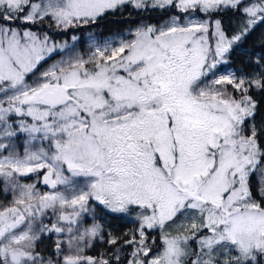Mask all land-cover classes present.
Masks as SVG:
<instances>
[{
  "label": "snow or ice",
  "instance_id": "obj_1",
  "mask_svg": "<svg viewBox=\"0 0 264 264\" xmlns=\"http://www.w3.org/2000/svg\"><path fill=\"white\" fill-rule=\"evenodd\" d=\"M262 105L264 0H0V264H264Z\"/></svg>",
  "mask_w": 264,
  "mask_h": 264
},
{
  "label": "trees",
  "instance_id": "obj_2",
  "mask_svg": "<svg viewBox=\"0 0 264 264\" xmlns=\"http://www.w3.org/2000/svg\"><path fill=\"white\" fill-rule=\"evenodd\" d=\"M128 11L131 12V9H129ZM160 18L161 17H160L159 13H152L151 14V20L149 22L155 23V22L159 21ZM221 18L224 21L225 27L228 29L229 32H231L232 21L234 20V17L232 16V14L230 12L226 13ZM141 19H142V15H137L134 12L132 13L130 18L128 16L127 12L123 16H121V15H110L105 20L101 21L99 25H93L91 27H85L84 29L79 30V32H82L84 30L94 31L98 34H101L103 37H105V36H109V35H113L116 33L123 32L124 30H126L130 26L135 25V22L140 21ZM59 35L60 34H57V35L55 34V38ZM258 36H259V30L256 34H254L252 39H250L249 44L247 46H251L253 41H255L256 37H258ZM226 67L227 68H239V67H241L239 57L235 53L232 56L231 63L229 65H226ZM258 99H259V97H258ZM260 117H264V105H262L257 119L259 120ZM39 186L43 188L42 184ZM0 200H6L5 197L3 196V194H0ZM109 223H110V227L113 230L121 231V232L128 230V228H127L128 223L123 221V220H115V219L109 218ZM153 235H156V233H153ZM45 245L50 246V242L45 240L41 244V247L43 248ZM91 254H94V253H91Z\"/></svg>",
  "mask_w": 264,
  "mask_h": 264
},
{
  "label": "rangeland",
  "instance_id": "obj_3",
  "mask_svg": "<svg viewBox=\"0 0 264 264\" xmlns=\"http://www.w3.org/2000/svg\"><path fill=\"white\" fill-rule=\"evenodd\" d=\"M130 27H135V25H132V26H130ZM129 27V28H130ZM128 29V28H127ZM126 29V30H127ZM126 30H124L123 32H120V33H125V31ZM88 32H90V31H88V30H84V31H82V32H79V31H76L75 33H70V34H68V35H65V34H63V33H57V32H53V33H51V35L53 36V38L57 41V42H63V41H65V40H68L69 42H71L70 41V35L71 34H76V35H79V36H81V42H80V48L83 50V49H85V47H86V45L84 44V40L86 39V35H87V33ZM91 32H94V31H91ZM96 33V32H95ZM55 34L57 35V34H60L59 36H57L56 38H55ZM112 35H109V36H105V37H111ZM56 59H58V57H56ZM51 63H53V60H49L46 64H43V66H42V68H41V71H43L45 68H47ZM227 67L226 66H221V68H220V72H224L225 71V69H226ZM229 91H231V88H229ZM28 182H31V181H28ZM43 186V185H42ZM40 187V186H39ZM42 190H48V189H46L44 186H43V188L42 187H40ZM10 199V198H9ZM0 202H7L6 200H0ZM123 220V219H122ZM123 221H125V222H127L128 223V226H127V228H128V230H130V229H132V228H134L135 227V224L134 223H132V222H130L129 220H123Z\"/></svg>",
  "mask_w": 264,
  "mask_h": 264
}]
</instances>
